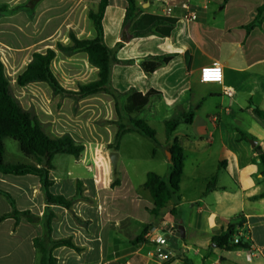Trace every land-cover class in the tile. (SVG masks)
<instances>
[{
    "label": "crops",
    "instance_id": "obj_1",
    "mask_svg": "<svg viewBox=\"0 0 264 264\" xmlns=\"http://www.w3.org/2000/svg\"><path fill=\"white\" fill-rule=\"evenodd\" d=\"M135 1L141 14L164 16L158 4ZM24 2L0 0V7ZM98 2L40 0L31 19L24 11L0 17V60L15 84L14 96L24 110L36 116L46 134L69 135L82 143L84 151L75 161L86 163L83 174L67 170L54 176V166L49 172V192L72 199L69 208L48 205L37 176L0 173V217L18 212L0 221V264H38L35 238L45 239L48 248L49 239H68L76 247L52 249L55 264H185L184 259L191 264H219L220 258L225 264H264V197L253 199L264 192L258 160L264 152V120L252 111L253 106L264 111V20L260 28L248 33L243 29L264 0H169L173 7L166 17L176 23L168 37H133L130 25H123L125 1L108 0L102 18L103 40L121 61L111 67V86L120 93H158L149 97L139 118L152 128L155 124L163 128L156 141L127 133L115 151L107 148L117 131L111 96L89 95L78 100L74 110L72 99L54 95L44 82L15 83L34 52L67 44L70 31L79 39L94 38L87 11ZM187 11L195 14L194 20L186 18ZM55 53L50 67L64 89L75 91L77 83L96 80L97 69L85 53ZM166 55L171 58L165 65L149 75L144 73L140 66L144 59ZM213 63L222 68L221 84L199 80L200 69ZM224 86L234 90L233 97L222 93ZM191 109L192 122L180 124L167 139L165 121ZM126 137H132L128 141L136 148L140 143L149 147L151 157L159 161L157 169L127 167L119 149ZM173 139L183 153L180 199L170 200L153 214L151 199L139 188L148 172L167 177L168 147ZM250 140L255 141L254 147ZM111 152L117 153L115 167L109 160ZM14 162L29 160L23 156ZM115 177L119 184L111 187ZM209 183L212 188L206 191ZM47 209L53 213L49 235L44 225ZM241 220L239 234L250 241L249 249L224 251L212 246L214 234ZM175 223L183 226V237L172 235ZM143 232L144 242H135ZM148 234L166 240L162 257L148 241Z\"/></svg>",
    "mask_w": 264,
    "mask_h": 264
},
{
    "label": "trees",
    "instance_id": "obj_2",
    "mask_svg": "<svg viewBox=\"0 0 264 264\" xmlns=\"http://www.w3.org/2000/svg\"><path fill=\"white\" fill-rule=\"evenodd\" d=\"M40 0H26L23 4L8 8L7 5L0 7V17L11 15L18 11H24L31 19L34 15V9ZM126 3L123 25H130V32L133 37H143L155 34L159 37H168L175 26V19L158 16L141 14L140 9L135 0H124ZM227 0H224L226 2ZM108 0H99L95 9H88L87 17L95 31L92 39H79L74 32L70 31L68 35V43H56L55 50L64 55H72L75 53H85L89 63L97 69V78L92 82L77 83V89L70 91L64 89L58 82L56 76L51 70L50 64L55 57V50L46 49L44 52H34L31 60L25 69L16 77L15 83L18 86H25L33 82H44L48 85L54 95H60L62 98H71L76 104L78 100L89 95L104 93L114 101L117 120L113 122L117 131L114 142L107 145L111 150H117L121 138L127 133H137L149 140L156 141L155 130L148 123L139 118L143 108L147 105L149 97L158 95L155 92L141 94L130 90L129 92L120 93L115 90L110 83L111 67L114 63H120L115 57V49L107 47L103 40L102 18ZM264 20V3L257 7L254 19L243 29L248 33L252 29L261 27ZM120 46V44H118ZM171 56H150L144 59L140 66L144 73L149 75L158 67L165 65ZM128 63V62H127ZM253 113L260 119L264 120V111L257 106H253ZM194 110L191 109L185 114L172 117L165 121L166 138L170 139L172 133L180 124H190L193 120ZM242 139L247 136L240 133ZM9 138L17 142L19 151L29 162H10L4 157V139ZM84 145L74 141L69 135L60 137L46 134L41 123L36 116L22 108L19 101L12 92L11 83L5 74L4 65L0 60V173L5 175H25L32 174L39 178L44 190L45 200L48 205H59L69 208L72 199H66L62 196H55L49 192L52 181L49 180V172L53 169V158L56 155L64 154L78 159L84 151ZM171 154L170 171L166 178L159 176L154 172L146 174L145 181L139 190L146 192L151 199L154 208L150 210L153 214H158L159 210L165 206L170 200L179 201L178 189L179 181L183 170V153L179 142L176 139L168 147ZM258 160L262 165V175H264V152L258 156ZM31 161V162H30ZM116 175V173H115ZM119 184L117 177L111 182V187ZM212 188L209 183L206 191ZM9 198V196L6 194ZM264 192L255 196L253 199L263 198ZM175 216L174 210L170 211ZM18 212L13 210L10 214L0 217L2 221L7 216H15ZM26 214V213H23ZM45 231L50 234V223L53 213L50 210L45 211ZM31 222L34 218H30ZM242 227V220L236 224H230L225 229L220 230L212 237V243L215 248L231 251L238 249H249L250 241L239 234ZM145 233L135 239V242H144L142 237ZM235 239L237 242H235ZM34 247L39 253L38 264H55L56 260L52 255V249L65 246L76 249L72 242L68 239L51 240L46 246V240L35 238L33 240ZM185 264H191L188 260H183ZM224 258L219 259V264H225Z\"/></svg>",
    "mask_w": 264,
    "mask_h": 264
},
{
    "label": "rangeland",
    "instance_id": "obj_3",
    "mask_svg": "<svg viewBox=\"0 0 264 264\" xmlns=\"http://www.w3.org/2000/svg\"><path fill=\"white\" fill-rule=\"evenodd\" d=\"M13 88L15 87L14 82H10ZM71 99V98H69ZM78 102V101H77ZM76 105L74 103V110L76 109ZM156 133V138L160 139L162 136L163 128L161 124H155L153 126ZM126 141H123L122 146L119 147L121 157L124 160V163L127 164V167L130 169V166H138L140 169L143 170H154L157 169L159 165L158 159H153L151 157V152L148 146L140 143V145L136 148L135 143L133 141H128L132 137H126ZM136 149V151H135ZM4 157L6 161L14 162L19 161L23 158V154L18 149L17 142L13 141L12 139L6 138L4 139ZM86 163L76 162L72 156L59 154L53 158V166L55 167V175H58L59 172H66L72 171L74 175L78 173H82L83 166Z\"/></svg>",
    "mask_w": 264,
    "mask_h": 264
},
{
    "label": "built area",
    "instance_id": "obj_4",
    "mask_svg": "<svg viewBox=\"0 0 264 264\" xmlns=\"http://www.w3.org/2000/svg\"><path fill=\"white\" fill-rule=\"evenodd\" d=\"M150 1H152L153 3L158 4L161 7L162 14L164 16H169L170 15L173 6L169 3V0H150ZM181 7H183L185 10H188V6H187L186 3H182L181 4ZM195 17L196 16H195V14L193 12L187 11V15H186V18L187 19L194 20ZM217 68L219 69V79H209V80H205L204 79V69H209L210 70L209 75L215 76V70ZM222 79H223V76H222V68L217 63H213V64L208 65V66H204V67H202L200 69V72H199V80L201 82L221 84L222 83ZM222 93L225 96H227V97H233L234 90L232 88L228 87V86H224L222 88ZM147 238H148V241L152 245H155L156 246L157 255L159 257H162L163 256V252H162L161 249H162V246H164L165 243H166V240L164 239V237L161 236V235H158V234H148L147 235ZM235 242H237L236 239H235Z\"/></svg>",
    "mask_w": 264,
    "mask_h": 264
},
{
    "label": "water",
    "instance_id": "obj_5",
    "mask_svg": "<svg viewBox=\"0 0 264 264\" xmlns=\"http://www.w3.org/2000/svg\"><path fill=\"white\" fill-rule=\"evenodd\" d=\"M249 143L251 144L252 147L255 146V141L253 140H250ZM258 152H260L259 149H257ZM109 160H110V163L113 167L116 166V162H117V153L116 152H111L109 154ZM172 235L176 236V237H183L184 236V229H183V226L179 223H175L173 225V233ZM170 235L166 237V239H169ZM212 246H214V244H212Z\"/></svg>",
    "mask_w": 264,
    "mask_h": 264
},
{
    "label": "clouds",
    "instance_id": "obj_6",
    "mask_svg": "<svg viewBox=\"0 0 264 264\" xmlns=\"http://www.w3.org/2000/svg\"><path fill=\"white\" fill-rule=\"evenodd\" d=\"M210 70L209 69H204V79L209 80V79H219V69L217 68L215 70V76L209 75Z\"/></svg>",
    "mask_w": 264,
    "mask_h": 264
}]
</instances>
